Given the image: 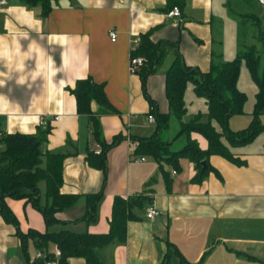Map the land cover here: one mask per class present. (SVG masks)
<instances>
[{
    "label": "crops",
    "instance_id": "0c3cea01",
    "mask_svg": "<svg viewBox=\"0 0 264 264\" xmlns=\"http://www.w3.org/2000/svg\"><path fill=\"white\" fill-rule=\"evenodd\" d=\"M258 1L186 0L181 16H169L168 0H56L48 15L40 6L20 0L0 5V129L33 134L45 119L51 133L44 151L71 152L64 163L61 192L81 199L57 217L75 232L106 234L115 198L144 196L138 218L128 223L126 243L112 248L110 262L264 264V131L252 142L231 148L240 164L212 155L210 169L200 180L197 166L188 159H181L174 169L135 149L156 132V122L148 119L151 107L145 89L159 112L170 114L173 141L172 131L180 130L166 94V73L176 48L165 43H177L187 65L207 72L215 54L220 56L217 60L230 61L223 50L226 41L235 39L233 33L242 31L237 13L254 14L247 8H255ZM112 31L117 33L115 42ZM149 32L166 52L144 87L140 73L130 70V59L131 50ZM89 77L104 85L115 109L99 115L104 144L120 138L106 153V172L87 162L89 153L103 152L104 147L93 134L90 118L78 114L71 91ZM93 111H100L98 104H93ZM187 115L184 121L190 120ZM178 132L175 136L186 138ZM193 137L207 149L202 136ZM100 192L96 221L73 223L86 214L84 196ZM6 202L23 232L46 230L43 216L31 203L13 198ZM151 208L157 212L153 218L147 216ZM57 250L51 246L55 260L49 264H63ZM39 253L31 241L25 252L15 226L0 215V264H29ZM69 264L87 263L72 258Z\"/></svg>",
    "mask_w": 264,
    "mask_h": 264
},
{
    "label": "trees",
    "instance_id": "16d2710c",
    "mask_svg": "<svg viewBox=\"0 0 264 264\" xmlns=\"http://www.w3.org/2000/svg\"><path fill=\"white\" fill-rule=\"evenodd\" d=\"M29 6H40L44 15H48L56 0H20ZM186 0H168L169 8L182 9ZM241 26L253 18L259 21L255 14L241 16L237 13ZM260 40H264L262 35ZM176 48V58L166 73V94L173 116L179 122L180 134L186 135L187 142L183 149L171 153L169 145L170 114H161L158 106L145 94L150 102L149 115L156 119V132L150 138L140 141L137 153L150 155L160 163H166L174 169L179 168V162L185 158L197 166L200 180L210 169L209 158L212 155L221 156L231 162L239 163L231 148L244 146L252 142L264 131V124L259 116L264 113V52L261 54L255 44L246 46L238 51L234 60H217L211 64L207 72L197 67L187 65L178 50V44L165 43ZM166 48L163 43H154L151 32L141 36L137 48L131 50V57H143L144 64L137 71L140 73L145 87L149 74L154 73L165 55ZM246 61L247 67L257 86L256 108L251 125L238 132L229 127L230 119L235 115H242L247 102V96L238 87L241 64ZM189 83L194 85L195 93L206 99L208 111L207 120L199 114L189 121H184L188 113L185 94ZM76 97L79 115L88 116L93 125V134L97 141L103 144L100 154L89 153L88 164L103 172L107 170V151L115 145L120 138H115L111 145H105L101 138L99 115L114 112L103 84H97L92 78L79 80L76 87L71 90ZM99 105L100 111L94 113L93 104ZM216 122L218 128L213 124ZM51 133L50 127H41L33 134L8 133L0 129V215L8 224L15 226L17 236L21 239L25 252L28 243H34L36 249L43 254L42 257L29 264H49L55 257L49 253L51 246L60 250L59 262L69 264L72 258H81L87 264H114L109 260V252L117 244L127 241V227L129 221L137 219V212L144 207V196L116 197L113 204L110 230L106 234L79 233L66 228L69 222H63L57 214L76 205L81 199L80 195L65 194L61 192L64 184L63 169L66 158L71 152L47 153L44 145ZM202 136L208 143L203 150L194 135ZM225 139L227 144L223 141ZM168 151V153H166ZM206 161L208 168L203 170L201 163ZM46 184L47 203L41 202V184ZM13 198L31 203L39 211L46 224V230L41 232L29 229L23 232L20 221L8 206L6 199ZM86 214L73 223H93L97 218L98 205L103 198V192L84 196ZM72 223V222H71ZM60 226L58 230L53 227Z\"/></svg>",
    "mask_w": 264,
    "mask_h": 264
},
{
    "label": "rangeland",
    "instance_id": "374dc122",
    "mask_svg": "<svg viewBox=\"0 0 264 264\" xmlns=\"http://www.w3.org/2000/svg\"><path fill=\"white\" fill-rule=\"evenodd\" d=\"M258 2L259 4L257 3L258 5H256L255 8H247V13H254L258 16L259 21H256L253 18L248 19V23L242 28L240 35L238 32L233 33V35L236 36L235 39H233L231 42H229V40L226 41L225 49L223 50V55L224 57L226 56V60H234L240 49H243L246 46L252 44H255L257 46L261 54L264 52V40L259 39L262 35H264V3H261L260 1ZM237 28L239 29V27ZM238 87L247 96V102L244 107V113L242 115L233 116L229 121V127L233 132L242 131L248 128L254 119V112L256 108V94L258 89L247 67L246 61H243L241 64V72L239 76ZM185 98L188 108L187 116L192 119L195 116L202 114L203 119L207 120L206 113L208 111V107L206 99L204 97H199L195 93L194 85L192 83H189L187 86ZM259 119L262 123H264V113L259 116ZM174 124L176 126L177 124H179V122L175 119ZM213 124L218 128L216 122H213ZM177 131H179L178 133H180V130H173L171 133V135L175 137L173 141L170 138L169 129V145L167 146V148L171 153L180 151L186 145H184L183 143L184 141H186L187 138H182L179 134V138H177L178 136H175L177 134ZM260 138H264V133L260 135ZM223 141L227 142L225 139H223ZM166 153H168V151ZM44 191H46V186L44 187ZM37 212V214L42 216L39 211Z\"/></svg>",
    "mask_w": 264,
    "mask_h": 264
},
{
    "label": "built area",
    "instance_id": "2783aa9c",
    "mask_svg": "<svg viewBox=\"0 0 264 264\" xmlns=\"http://www.w3.org/2000/svg\"><path fill=\"white\" fill-rule=\"evenodd\" d=\"M117 1H119V2H123V0H117ZM5 3H6V0H0V5L5 4ZM169 16H181V11H180V9L177 8V7L173 8V9L169 12ZM110 37H111V40H112L113 42H115L116 39H117V33L114 32V31L110 32ZM143 64H144V58H143V57H134V58L131 57V59H130V70H131L132 72L136 73V72H137V71L143 66ZM148 119H149L150 122H154V123L156 122V119H155V117H154L153 115H149ZM39 123H40V125H41L42 127H46V126L49 125L48 120H45V119H41ZM135 149H137V148L135 147ZM100 153H101L100 151L96 152V154H100ZM141 160L144 161L145 158H142ZM174 173H175V172H174ZM156 213H157V212L155 211V209L151 208V209L148 211L147 216H148L149 218H153V216L156 215ZM56 254H57L58 256H60V255H61L60 250H57V251H56ZM38 257H42V254L39 253V254H38Z\"/></svg>",
    "mask_w": 264,
    "mask_h": 264
},
{
    "label": "water",
    "instance_id": "95a60500",
    "mask_svg": "<svg viewBox=\"0 0 264 264\" xmlns=\"http://www.w3.org/2000/svg\"><path fill=\"white\" fill-rule=\"evenodd\" d=\"M259 1H260L261 3H264V0H259ZM201 165H202L203 170H205V169L208 168V164H207L206 161H203V162L201 163Z\"/></svg>",
    "mask_w": 264,
    "mask_h": 264
}]
</instances>
